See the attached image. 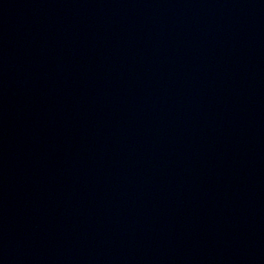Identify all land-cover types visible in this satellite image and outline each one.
I'll return each instance as SVG.
<instances>
[{
	"label": "water",
	"instance_id": "water-1",
	"mask_svg": "<svg viewBox=\"0 0 264 264\" xmlns=\"http://www.w3.org/2000/svg\"><path fill=\"white\" fill-rule=\"evenodd\" d=\"M0 264H264V0H0Z\"/></svg>",
	"mask_w": 264,
	"mask_h": 264
}]
</instances>
